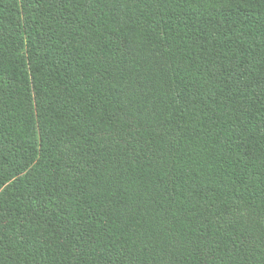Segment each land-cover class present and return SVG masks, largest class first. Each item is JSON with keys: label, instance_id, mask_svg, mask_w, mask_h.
Here are the masks:
<instances>
[{"label": "trees", "instance_id": "obj_1", "mask_svg": "<svg viewBox=\"0 0 264 264\" xmlns=\"http://www.w3.org/2000/svg\"><path fill=\"white\" fill-rule=\"evenodd\" d=\"M0 264H264V0H0Z\"/></svg>", "mask_w": 264, "mask_h": 264}]
</instances>
